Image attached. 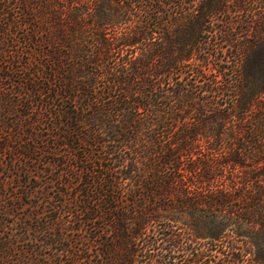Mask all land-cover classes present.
I'll return each instance as SVG.
<instances>
[{
    "label": "trees",
    "instance_id": "16d2710c",
    "mask_svg": "<svg viewBox=\"0 0 264 264\" xmlns=\"http://www.w3.org/2000/svg\"><path fill=\"white\" fill-rule=\"evenodd\" d=\"M0 264H264V0H0Z\"/></svg>",
    "mask_w": 264,
    "mask_h": 264
}]
</instances>
